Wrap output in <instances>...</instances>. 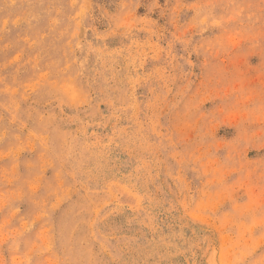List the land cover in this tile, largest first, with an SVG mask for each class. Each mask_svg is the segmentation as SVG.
I'll return each instance as SVG.
<instances>
[{"label": "rangeland", "instance_id": "1", "mask_svg": "<svg viewBox=\"0 0 264 264\" xmlns=\"http://www.w3.org/2000/svg\"><path fill=\"white\" fill-rule=\"evenodd\" d=\"M0 264H264V0H0Z\"/></svg>", "mask_w": 264, "mask_h": 264}]
</instances>
